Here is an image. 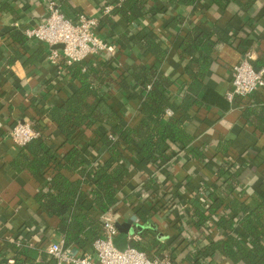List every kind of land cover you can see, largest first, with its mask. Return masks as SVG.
<instances>
[{
	"label": "crops",
	"instance_id": "crops-1",
	"mask_svg": "<svg viewBox=\"0 0 264 264\" xmlns=\"http://www.w3.org/2000/svg\"><path fill=\"white\" fill-rule=\"evenodd\" d=\"M115 1L57 0L72 18L80 13L99 18L100 37L116 45L114 59L106 62L113 82L109 84L105 100L131 127L141 120L139 110L146 90L133 82L129 74L135 66L145 69L156 63V58L143 51L135 40L147 35L164 52L160 72L175 82L171 87V101L175 105L189 96L187 87L192 82L186 73L190 57L183 53L184 37L192 31H200L212 37V43L204 87L198 96L192 95L200 105L195 104L182 119L195 138L191 147L204 149L206 159L199 161L191 159L190 155L173 157L171 164L160 168L167 184L160 189L157 186L159 190L154 200L148 203L139 199L138 189L142 184L139 175L152 177L159 173L154 167L139 165L138 174L135 173L122 189L119 213L113 214L123 231L118 229L114 243L120 250L138 245L155 256L152 254L156 247L154 242L161 241L168 248L164 256H176L178 264H228L220 256L209 263H196L197 250L204 245L200 232L196 231L192 220L183 221L177 217L176 210L175 218H167L163 208L169 195L177 198L180 207L197 205L199 188L209 186L217 179L210 161L218 158L216 149L224 141L232 143L230 155L241 156L249 163L251 169L244 177L251 183L252 190L259 194L264 192V133L245 121L242 116L244 105L239 104V99L233 102L227 99L233 66L247 52L253 54V62L264 54V0H256L247 8L236 2L221 6L211 0H199L196 6L189 7L159 0L149 4L147 16L133 24L120 15H101L103 7ZM241 3L246 4L247 0H241ZM46 18L43 0H0V253L6 252L10 258L28 260L31 264H56L46 250L51 242L64 239L57 231L60 218L46 217L35 202L43 177L13 166L20 148L8 134L16 122H31L49 137L47 142L53 150L60 153L69 149L71 145L66 144L47 111L60 104L75 88L69 76L61 74L59 67L49 61L50 47L29 40L24 33ZM14 32L26 37L24 44L13 40ZM195 54L198 57L200 52ZM89 61L93 62V59ZM257 97L264 102V92H258ZM249 101L248 97L241 102ZM84 137V143L78 141L84 146L94 140L90 132H85ZM124 157L127 162L135 163L133 155L127 153ZM108 160L109 155L103 148L94 163ZM186 227L194 234L188 239L181 234L185 233ZM144 231L147 233L143 237ZM22 240L27 247L25 255L8 252L6 243L19 247ZM13 259L9 264H15Z\"/></svg>",
	"mask_w": 264,
	"mask_h": 264
},
{
	"label": "trees",
	"instance_id": "trees-1",
	"mask_svg": "<svg viewBox=\"0 0 264 264\" xmlns=\"http://www.w3.org/2000/svg\"><path fill=\"white\" fill-rule=\"evenodd\" d=\"M158 1L122 0L121 5L114 8L112 16L120 15L133 24L147 16L149 4ZM211 1L221 6L236 2L247 8L256 0H247L246 4L241 0ZM196 2L199 0L169 1L172 5L189 7L196 6ZM12 38L20 44L26 41L19 32H14ZM211 38L200 31H192L184 37L183 53L190 57L186 73L192 82L187 87L189 96L176 105L171 101V87L175 82L160 72L164 52L147 35L135 40L143 51L156 58V63L145 69L135 66L129 74L133 82L146 90L139 110L141 120L133 127L127 125L123 116L105 100V93L113 82L110 68L106 65L110 60L108 57L65 67L64 74L69 76L75 88L60 104L50 107L47 114L71 147L58 153L48 145L49 137L41 134L38 139L21 147L13 161V166L18 169L43 177V185L34 199L46 217L60 218L57 231L63 236L65 248L80 252L92 250L94 242L105 234L100 218L110 211L115 216L119 213L122 189L135 173L138 174L139 165L154 167L159 173L152 177L139 175V183H142L138 189L139 199L148 203L154 200L160 186L167 184L160 168L171 164L173 157L190 155L191 159L205 161L204 149L191 147L195 138L182 119L198 104L192 95L198 96L204 87ZM197 52H200L198 57ZM252 65L256 70L263 68L264 54L252 61ZM259 92L263 93L264 89ZM257 94L249 97L247 103L241 102L247 98L236 99L244 105L242 116L245 121L264 133V102ZM85 132L92 133L94 137L86 146L82 145ZM231 144V141L219 143L216 149L218 158L210 161L217 179L211 185L199 188L197 205L180 207L177 198L169 195L163 212L167 218L178 215L183 221H193L204 241L194 257L196 263H209L220 256L228 264H264V192L259 194L252 190L251 183L244 177L245 172L251 169L249 163L241 156L229 154ZM103 148L109 160L95 164ZM127 153L134 156L135 163L126 161L124 156ZM184 231L181 234L186 239L194 235L188 227ZM146 233L144 231L142 236ZM21 242L19 247L6 243L8 252H16V256L25 255L27 247L23 240ZM159 242H154L156 247L152 254L163 258L168 248ZM136 249L145 251L138 245ZM12 259L6 252L0 253V264H9ZM170 259L172 264H178L176 256ZM13 260L15 264H31L17 257Z\"/></svg>",
	"mask_w": 264,
	"mask_h": 264
},
{
	"label": "built area",
	"instance_id": "built-area-1",
	"mask_svg": "<svg viewBox=\"0 0 264 264\" xmlns=\"http://www.w3.org/2000/svg\"><path fill=\"white\" fill-rule=\"evenodd\" d=\"M47 12L45 21L24 31L29 40L50 47L49 61L58 66L61 74L74 63L115 57L117 47L100 37L99 18L80 13L74 18L67 15L57 0H43ZM117 0L103 7L102 15L111 16ZM62 46V48H57ZM253 54L247 52L233 66L229 102L248 98L264 89V67L256 70L252 65ZM149 88V86H148ZM42 132L31 122L18 121L10 127L9 138L19 148L38 139ZM104 236L97 239L90 252H74L65 248L64 240L51 242L46 252L56 264H172L169 256L155 257L134 247L120 250L114 241L118 236L117 220L110 211L100 218Z\"/></svg>",
	"mask_w": 264,
	"mask_h": 264
},
{
	"label": "water",
	"instance_id": "water-1",
	"mask_svg": "<svg viewBox=\"0 0 264 264\" xmlns=\"http://www.w3.org/2000/svg\"><path fill=\"white\" fill-rule=\"evenodd\" d=\"M57 48H62V46H58ZM133 220H135V219H133ZM116 226H117V228L119 229V230H121V227L118 225V224H116ZM122 231V230H121ZM123 232V231H122Z\"/></svg>",
	"mask_w": 264,
	"mask_h": 264
}]
</instances>
